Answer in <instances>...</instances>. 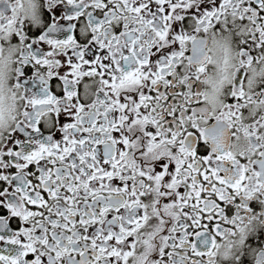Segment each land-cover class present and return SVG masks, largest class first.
<instances>
[{
    "label": "snow or ice",
    "instance_id": "1",
    "mask_svg": "<svg viewBox=\"0 0 264 264\" xmlns=\"http://www.w3.org/2000/svg\"><path fill=\"white\" fill-rule=\"evenodd\" d=\"M30 5L0 0L31 66L0 113V264H264V0Z\"/></svg>",
    "mask_w": 264,
    "mask_h": 264
},
{
    "label": "clouds",
    "instance_id": "2",
    "mask_svg": "<svg viewBox=\"0 0 264 264\" xmlns=\"http://www.w3.org/2000/svg\"><path fill=\"white\" fill-rule=\"evenodd\" d=\"M14 2L15 0H9L10 4ZM23 4V9L18 8V11L21 15L24 14L25 10H29L31 6L30 0H23ZM33 27H36V25H33ZM20 47V45H13L11 43L0 45V49H2V52H0V113L3 114V123L5 125L4 131L6 132L10 131V125L12 123V121L9 120V117L12 115L19 116L23 111L24 106V101L22 99V96L24 95L23 87H21L20 89L15 88V81L18 75L17 68L31 67L30 65L24 66L16 62L17 51ZM36 73H38L39 75H45L46 77V73L42 72L39 69L36 70ZM25 79H29L30 81H34L38 85H40L38 75L34 79L29 78L26 75ZM260 83L261 81L254 80L253 88H258ZM28 88L29 95H43V93H41L37 88H34L30 85H28ZM56 90L58 92L60 91L59 86H57ZM67 103H69V101L62 100L61 107H63ZM44 122L46 124V127L51 126L50 118H45Z\"/></svg>",
    "mask_w": 264,
    "mask_h": 264
},
{
    "label": "flooded vegetation",
    "instance_id": "3",
    "mask_svg": "<svg viewBox=\"0 0 264 264\" xmlns=\"http://www.w3.org/2000/svg\"><path fill=\"white\" fill-rule=\"evenodd\" d=\"M28 85L37 88L42 93L40 85H38L36 82L28 80Z\"/></svg>",
    "mask_w": 264,
    "mask_h": 264
}]
</instances>
